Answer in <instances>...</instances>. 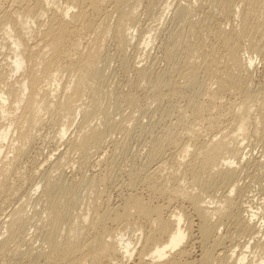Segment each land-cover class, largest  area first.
I'll return each mask as SVG.
<instances>
[{
  "label": "rangeland",
  "instance_id": "1",
  "mask_svg": "<svg viewBox=\"0 0 264 264\" xmlns=\"http://www.w3.org/2000/svg\"><path fill=\"white\" fill-rule=\"evenodd\" d=\"M39 1L27 0L29 10H34ZM229 1L236 2L237 8L232 10L227 15L228 17L218 12L216 16L214 15V19L207 26L211 34L206 35L205 46L208 50L216 48L220 55H223L224 50L219 46V42L217 43L215 36L222 31L231 34L235 45L240 50L241 58L254 62L249 76V88L246 91L260 101L264 98V39L260 40L258 36L249 42L239 35L241 5L239 0ZM122 4L127 12L132 11L137 22L130 31L133 38L132 46L123 52L119 49L118 38L124 33V29L120 26L117 14H112L111 11H109L111 14L109 18L101 17L96 22L97 26H100V33L101 30H105L104 35L101 34V38H98L92 32L88 35L89 37L85 38V43H96L102 46V49L95 50L97 53L95 67L102 76L98 85L84 77L78 64H74L71 68V75L63 71L58 81H54L51 77L47 78L40 61L43 56L48 57L47 44L43 40L41 42L39 38L44 27L33 24L32 31L35 34L40 31V35H37L38 38L32 35L31 38L34 36V41L29 39V44L32 48L40 44L35 47L37 49L31 50V53L36 55V61L29 67L36 72L34 74L39 79L41 88L54 86L59 90L60 97H57V93H51L49 95L50 106L45 102L38 105L40 125L35 141L25 149V154L20 157L18 174L11 176V180L7 181L6 187L1 190V227L3 228L2 223L8 220V215L20 205L26 206L27 222L19 230L20 235L15 242L10 243L4 251L3 245L7 234L1 229L0 264H170L173 262L174 253L169 254L163 262L152 261L149 256V245L146 244L151 233V226L139 219H135L133 225L131 219L129 224L122 222L116 225L112 222H105L98 224L96 229H92L89 226V223L94 221L92 218L82 223L90 231L84 241L85 246L74 256H71L65 248H59L53 252L48 251L47 237L40 228L43 225L42 216L45 207L37 201L42 197L43 188L39 186V182L41 175L45 172L55 177L61 176L62 173L69 184L77 183L74 193L70 195V199L77 202L74 209L76 214L82 213L90 203V199L97 197L94 191H89L83 184H80L82 176L85 179H97V194L101 196L99 204L102 213L108 211V207L117 209L119 205H123L125 197L137 194L145 201H149L148 203L151 202V206H161L166 220L173 215L179 217L182 214L183 218L188 219L185 218L186 223L182 224L187 232L190 230V237L184 242V248L188 250V254L179 259V264H202L200 260L202 254L210 249L215 251L214 259H218V254L221 252L232 254L234 251V257L245 254L249 258L246 264L259 260L264 256V237L260 232L251 235L243 231L241 224L244 223V219L254 214L256 219L252 220V224L257 225V229L262 228L261 231L264 232V125H260L261 136L258 139L250 138L244 144V159L237 177L238 187L234 189L232 198L238 204L232 210L230 218L222 221L212 219L213 226L217 227L216 235L205 243L199 229L202 221L196 215L193 206L183 199H175L171 190L180 186L182 190H194L195 194L202 193L206 197L210 196L214 202H221L234 188L233 180L226 182L203 178L201 171L203 169L194 167L191 158H188L189 163L182 168L170 169L167 176L165 173L164 179L154 180L159 188L164 184L168 186L169 190L164 194L151 191L145 178L149 176L153 170L152 167L156 164L152 157L155 153L154 149L160 147L156 146L158 143L164 144L169 137L177 140L179 145L163 146L169 158L170 155L176 153L179 147L196 146L216 134L211 131V126L202 120L209 118V113L205 111L211 107L210 101L203 95L205 93L198 92L214 87V75L201 73L197 90L188 89L179 83L180 81L184 83L179 76L185 59V48L180 46L185 18H179L177 10L179 6L187 5L186 0H122ZM262 5L264 6V0H262ZM198 7L194 5L195 10ZM4 9L5 12L10 10L8 11L10 15L14 8L6 4ZM40 12L41 10H38L35 13ZM207 13L206 7L197 9L199 18H205ZM50 15L51 13L48 12V16L43 18L44 24H47ZM257 15L264 22L262 9L257 12ZM12 25L15 34L18 35L20 23L17 22L18 27L13 23ZM70 38L66 45L68 51L71 50V44L76 41ZM6 42L0 39V93L9 97L8 90L13 89L16 91V101L8 99L6 107L8 114L5 113L6 116L0 114V128L4 132L8 131V126H12L14 119L24 110L27 95L24 86L18 84L26 73L20 71L15 74L13 66L6 65L5 61L11 62V58L16 53L14 46ZM89 49L90 47H83V54H87ZM140 69H145L155 79L161 80L162 85L158 89L148 83L140 86L139 84L142 83L139 81L138 71ZM234 72L233 68L228 69V73L234 74ZM170 81L175 82L174 88L166 87ZM76 82L81 84L88 100L92 91L98 86L104 95L109 96L114 93L120 98L118 111L115 112L116 117L109 125L96 117H91L86 125V127H96L103 133L106 141L100 155H94L92 161L90 160L91 163H81L80 155L73 148L70 150L69 142L75 130L77 131L82 123V116L78 115L74 124L67 125L63 118V106L59 101L62 99L61 94L62 96L68 94ZM157 93H159V98L153 101L152 95ZM243 94L241 89L229 90L221 94L223 101L214 109L216 113L214 127L220 128L228 125L231 120V111L240 102ZM126 96L135 99V110H132L131 106L123 100ZM218 106L221 107L218 108ZM130 117L133 118V123L126 124L125 121ZM256 118L260 120L261 115L257 114L253 117V119ZM252 122L255 123V120ZM62 131H65L67 135L64 140L60 141L59 136ZM18 146H16L13 135H10L6 142H0V150L3 151L0 156V169L3 168L2 161L5 155L7 154L9 158L15 157ZM13 173H15L14 169L11 172L6 171L7 175ZM176 174H178L177 177L174 176ZM194 174L198 177L195 178ZM37 185L39 190L36 191ZM31 193L32 201L29 196ZM122 237L132 244L133 250H136L132 260L124 258L118 249L108 248V246L116 245ZM217 239L221 240V243L215 248L214 242L216 241L214 240ZM31 253L33 256L29 257L28 254ZM139 254H144L143 260L140 259Z\"/></svg>",
  "mask_w": 264,
  "mask_h": 264
},
{
  "label": "bare ground",
  "instance_id": "2",
  "mask_svg": "<svg viewBox=\"0 0 264 264\" xmlns=\"http://www.w3.org/2000/svg\"><path fill=\"white\" fill-rule=\"evenodd\" d=\"M186 2L187 5H181L177 10V16L185 18L184 31L180 36V46L185 48V59L183 70L179 76V79H182L184 83L178 82L188 89L197 90L201 73L214 75V87L198 92L205 93L203 95L210 101L211 107L205 111L209 113V118L202 120L211 126V131L216 134L211 135L196 146L179 147L176 153L170 155L169 158L166 156L167 150L165 151L163 146L179 145L177 140L174 137H169L164 144L158 143L156 146L160 147L154 149L155 153H153L152 157L153 162L156 164L152 167L153 170L151 169L149 176L145 178V182L149 183L151 191L159 194L166 193L169 190L168 186L164 184L159 188L154 180L164 179L165 173L167 176L168 171L172 168H182L189 163L188 158H191L190 160L194 167L203 169L201 170L204 175L203 178L226 182L233 180L234 188L229 191V195L225 196L221 202H214L210 196L206 197L202 193L195 194L194 190H182L180 186L171 190L175 199H183L193 206L196 215L202 221L199 229L206 243V241H210L216 235L217 227L213 226L212 219L222 221L230 218L232 210L238 204L232 198L235 192L234 189L238 187L237 177L244 159V144L250 138L258 139L261 136L260 125H264V98L259 101L246 91L249 88V76L251 75L254 62L241 58L240 50L235 45L231 34H226V32L222 31L218 36H215L217 43L219 42V46L224 50L223 55H220L219 50L216 48L208 50L205 46L206 35L209 36L208 33L211 34L207 29L209 22L214 19V15L216 16L217 12L222 16L228 17L227 15L237 8L236 2H230L229 0H186ZM239 2L241 5L240 10H242L239 18L241 23L239 35L249 42L258 36L260 40H263L264 22L257 15V12L261 9L264 11L262 0H239ZM6 4H10L11 8H14L12 9V15L10 13L8 15L10 10L6 11L7 13L5 12L4 6ZM194 5L199 6L197 9L204 7L208 9L205 18L198 17L199 14H197V9H194ZM38 10H41V12L35 13ZM109 11L112 14H117L120 26L124 29V33L118 38V47L123 52L132 46L133 38L130 31L137 22L132 11L127 12L126 7H123L122 0H40L32 11L27 6V0H0V39L7 41L6 44L14 46L16 51L14 57L10 60L11 62L9 60L5 62L6 65L13 66L15 74L20 71L26 73V75H23L22 80L18 81V84L19 86H24L27 92L23 106L24 110L14 119L13 125L8 126V131L5 132L0 128V142H6L8 137L13 135L16 146L19 144L16 148L15 157L9 158L6 154L3 158V168L0 169V193L6 187V182L11 180V176L18 174L20 157L25 154V149L35 141L40 125L38 105L45 102L50 106L49 95L51 93H57V97H60L59 90L54 88V86L41 88L40 81L34 74L36 72L30 69L29 66L36 61V55L32 54L31 50L37 49L35 47L40 43H35L36 45L32 48L29 44V39L34 38V36L31 38L32 35L38 38L37 35H40L39 30L44 27L39 38L41 42L43 40L47 44L48 57L45 55L40 61L42 69L44 67L43 73L47 78L51 77L54 81H58V77L63 71L71 75V68L74 64H78L84 77L98 85L102 76L98 68L95 67L97 61L95 50L102 49V46L96 43H85V38L92 32L98 38H101V34L104 35L105 30H101L100 33V26H97L96 22L101 17L109 18L108 16H111ZM48 12L51 15L48 17L49 21L47 24H44L43 18L48 16ZM17 22L21 25L18 35L15 34V29H13L12 25V23L17 25ZM33 24L42 25L40 26L42 28L38 30V34L32 31ZM70 37L76 41L71 44V50L68 51L66 45L71 39ZM83 47H90L87 54H83ZM60 62L61 64H59ZM229 68L234 69V74L228 73ZM138 74L139 81L142 82L139 84L140 86L148 83L153 88L158 89L162 85L161 80L155 79L145 69H140ZM175 86L174 81H170L166 85L168 88H174ZM58 88H60V84H58ZM238 89H241L244 94L240 102L231 111V120L228 125L220 128L214 127V118L216 116L214 109L223 101L221 94L229 90ZM8 91L9 97L0 93V114H4V116L8 114L6 110L8 99L16 101V91L13 89ZM159 93L152 95L153 101L159 98ZM61 98L59 101L60 105L63 106V118L66 120L67 125L74 124L78 115L82 116V123L78 130H75L69 142L70 150L73 148L80 155L81 163H91L90 160L92 161L94 155H100L106 141L101 131L96 127H86V125L91 117H96L109 125L116 117L115 112L118 111L120 98L114 93L109 96L104 95L98 86L92 91L88 100L85 91L78 82L74 83L68 94L64 96L61 94ZM123 100L131 106L132 110L136 109L133 97L126 96ZM257 114L261 115L260 120L257 118L253 119ZM253 120H255V123L252 122ZM132 121L133 118L130 117L125 122L126 124H131L133 123ZM66 135V132L62 131L59 136L60 141L64 140ZM2 152L0 150V156ZM57 164L58 162L55 166ZM13 169L15 173L12 175L6 174L7 170L11 172ZM194 175L195 178L198 177V175ZM41 176L39 186L43 188V193L42 197L39 200L37 199V201L41 202L45 207V212L42 216L43 225L40 228L43 229L47 237L48 251L53 252L59 248H65L71 256H74L85 246L84 241L88 236V231H90L82 223L88 222V220L93 218L94 221L89 223L92 229H96L98 224L105 222H112L116 225L122 222L129 224L132 219L133 225L135 219L146 221L151 226V233L146 244L149 245V256L152 261L163 262L169 257V254L174 253L173 262L170 264H179V259L188 254V250L184 248V242L189 239L190 230L187 232L183 228L182 223L186 217L183 218L182 214L179 217L173 215L166 220L160 208L161 206L153 207L150 204L151 202L148 203L149 201H145L137 194H130L125 197L123 205L118 204L120 207L117 206V209L108 207V211L102 213L101 205L99 204L101 196L97 194V179H85L83 176L80 184H83L89 191H94L97 197L91 198L87 208L82 213L76 214L74 209L77 206V202L71 200L70 195L74 193L77 183L69 184L62 173L61 176L55 177L51 173L45 172ZM174 176L177 177L178 174ZM39 186L35 189L36 191L39 190ZM29 196L31 198L30 201H32V193ZM208 198H210L209 201ZM216 204L220 206H214V208L212 205ZM20 206L8 215L6 222L2 220L3 228L0 224V232L2 229L7 234L3 251L10 243L15 242L20 235L19 230L27 222L26 206ZM254 219H256L254 214L250 218L244 219L241 228L243 231L251 233V235L260 232L264 237V232L261 231L262 228L257 229V225L252 224ZM262 224H258V226H262ZM214 241H216L214 242L216 248V246L220 245L221 240L217 239ZM91 245L93 244L91 243ZM108 248L118 249V252L128 260H132L135 255L134 252H136V250L132 249V244L124 237L116 245L108 246ZM214 252L213 249L204 252L200 259L201 263L246 264L247 259H249L245 254H239V256L234 257V251H232V254L221 252L218 254L219 258L214 259ZM139 255L140 259L143 260L144 254ZM28 256L32 257L33 255L31 253ZM254 263L264 264V256L259 260L251 261V264Z\"/></svg>",
  "mask_w": 264,
  "mask_h": 264
}]
</instances>
